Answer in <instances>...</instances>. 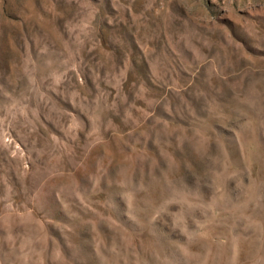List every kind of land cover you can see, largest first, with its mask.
I'll use <instances>...</instances> for the list:
<instances>
[{
  "label": "rangeland",
  "instance_id": "obj_1",
  "mask_svg": "<svg viewBox=\"0 0 264 264\" xmlns=\"http://www.w3.org/2000/svg\"><path fill=\"white\" fill-rule=\"evenodd\" d=\"M0 264H264V0H0Z\"/></svg>",
  "mask_w": 264,
  "mask_h": 264
}]
</instances>
